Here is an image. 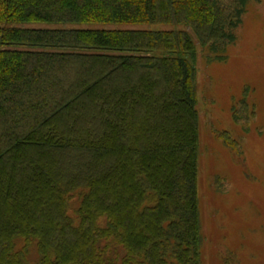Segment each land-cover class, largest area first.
I'll return each mask as SVG.
<instances>
[{"label": "trees", "instance_id": "trees-1", "mask_svg": "<svg viewBox=\"0 0 264 264\" xmlns=\"http://www.w3.org/2000/svg\"><path fill=\"white\" fill-rule=\"evenodd\" d=\"M251 1L0 0V264H202L198 50Z\"/></svg>", "mask_w": 264, "mask_h": 264}, {"label": "rangeland", "instance_id": "rangeland-1", "mask_svg": "<svg viewBox=\"0 0 264 264\" xmlns=\"http://www.w3.org/2000/svg\"><path fill=\"white\" fill-rule=\"evenodd\" d=\"M235 34L222 60L199 49L196 62L202 264H264V0L248 3Z\"/></svg>", "mask_w": 264, "mask_h": 264}]
</instances>
